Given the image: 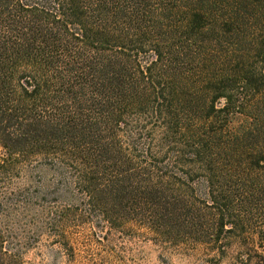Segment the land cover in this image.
<instances>
[{"label":"trees","instance_id":"trees-1","mask_svg":"<svg viewBox=\"0 0 264 264\" xmlns=\"http://www.w3.org/2000/svg\"><path fill=\"white\" fill-rule=\"evenodd\" d=\"M0 147V264H264V0H0Z\"/></svg>","mask_w":264,"mask_h":264},{"label":"rangeland","instance_id":"rangeland-1","mask_svg":"<svg viewBox=\"0 0 264 264\" xmlns=\"http://www.w3.org/2000/svg\"><path fill=\"white\" fill-rule=\"evenodd\" d=\"M2 154V149L0 147V156ZM31 175L29 176L32 182L40 183V185H48L49 182L52 183V177L47 172H44L41 168L38 170H34L29 172ZM40 178V179H39ZM22 184H26L25 179H21ZM89 230L85 228V230H81L84 242V245H91L85 250V248H81L77 246V257L74 262L71 264H83V258L87 257L89 254L93 253L96 258H100V255H105V252H110L109 249H104L103 246H97L94 243L93 237L90 241L89 239ZM122 235L118 236L117 239L113 241V246L115 247L112 255L116 260L122 259L125 264H187L183 259H180L177 256H161L160 251L155 247L151 241L150 237L145 235L137 236L130 231L121 232ZM142 234L143 232H138ZM82 238V237H81ZM84 250V251H83ZM93 251V252H91ZM98 255V256H97ZM170 259V260H169ZM119 261V260H118ZM190 264H202V263H190ZM221 264H228L227 262H223Z\"/></svg>","mask_w":264,"mask_h":264}]
</instances>
